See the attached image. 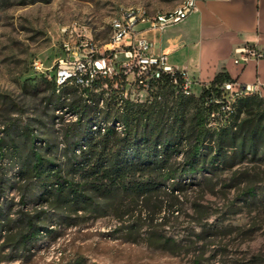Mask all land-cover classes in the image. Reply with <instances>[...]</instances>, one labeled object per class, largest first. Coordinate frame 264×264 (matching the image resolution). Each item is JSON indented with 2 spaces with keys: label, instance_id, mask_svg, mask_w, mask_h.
<instances>
[{
  "label": "trees",
  "instance_id": "1",
  "mask_svg": "<svg viewBox=\"0 0 264 264\" xmlns=\"http://www.w3.org/2000/svg\"><path fill=\"white\" fill-rule=\"evenodd\" d=\"M229 81L227 74H218L196 98L184 93L180 74L166 75L149 92L152 100L139 103L125 97L124 75L96 78L91 88L75 83L58 88L55 80H45L51 90L43 98L45 111L30 118L19 137L10 126L0 140V160H15L21 180V208L15 213L11 202H1L8 180L0 182V239L13 253L8 259L31 253L51 233L52 219L74 225L80 215L154 221L162 210L174 213L187 181L198 176L208 181L204 173L216 175L219 164L230 167L237 156L257 155L264 145V113L237 125L208 128L211 115L226 109L223 85ZM259 98L240 99L233 108L249 114ZM63 110L75 121L58 136L55 112ZM244 196L254 198V189ZM29 205L33 210L23 208ZM133 226L126 229L136 231ZM151 237L166 250L176 244L162 235Z\"/></svg>",
  "mask_w": 264,
  "mask_h": 264
},
{
  "label": "rangeland",
  "instance_id": "2",
  "mask_svg": "<svg viewBox=\"0 0 264 264\" xmlns=\"http://www.w3.org/2000/svg\"><path fill=\"white\" fill-rule=\"evenodd\" d=\"M184 1L0 0V140L6 139L10 126L19 137L30 118L45 111L43 98L51 93L45 80H54L64 40L78 44L90 39L102 52L111 41L113 20L125 11L167 12ZM185 94L199 98L201 88L190 86ZM124 95L139 103L152 100L150 93L129 85ZM250 109L249 114H240L232 105L216 112L209 118L208 128L252 120L264 113V102L259 98ZM55 115L59 118L57 135L62 136L75 117L66 110ZM227 152L233 155L234 149ZM233 163L225 168L219 164L216 175L206 171L208 181L200 182V176L187 181L179 203L170 198L169 203H176L174 213L162 210L154 221L144 216L141 221L121 219L114 214L80 215L74 225L52 219L51 233L43 235L31 253L14 260L8 259L13 253L3 248L6 239L1 238L0 264H264V145L257 155L246 153ZM19 172V164L10 156L0 160V182L8 180L9 185L1 202H11L13 213L21 208ZM249 189H254V198L244 196ZM23 208L31 211L34 207ZM132 225L136 231L126 229ZM153 234L172 238L176 244L167 250L160 248Z\"/></svg>",
  "mask_w": 264,
  "mask_h": 264
},
{
  "label": "built area",
  "instance_id": "3",
  "mask_svg": "<svg viewBox=\"0 0 264 264\" xmlns=\"http://www.w3.org/2000/svg\"><path fill=\"white\" fill-rule=\"evenodd\" d=\"M198 1L185 0L167 12L148 13L142 8L125 11L120 18L113 20L111 41L104 46L102 52L90 39L78 44L64 40L63 55L55 62L54 80L58 88L71 83L91 88L96 78L114 80L115 77L124 75L126 85L149 93L164 76L175 78L176 74H180L183 79L182 89L188 93L191 86L188 73L173 68L165 54L153 53L152 42L142 35L143 29L139 26L146 24L149 30L162 31L178 25L194 13ZM235 55L234 62L237 65L264 58V52L253 44L237 49ZM223 96L226 108L231 109L240 99L251 96L264 98V86L259 82L242 84L239 81H229L223 85Z\"/></svg>",
  "mask_w": 264,
  "mask_h": 264
},
{
  "label": "crops",
  "instance_id": "4",
  "mask_svg": "<svg viewBox=\"0 0 264 264\" xmlns=\"http://www.w3.org/2000/svg\"><path fill=\"white\" fill-rule=\"evenodd\" d=\"M142 35L153 53L165 54L176 70L186 71L191 86L202 89L220 74L242 84L264 86V58L237 65L235 51L248 44L264 52V0H199L184 22Z\"/></svg>",
  "mask_w": 264,
  "mask_h": 264
}]
</instances>
